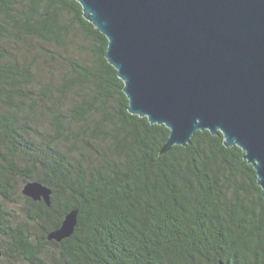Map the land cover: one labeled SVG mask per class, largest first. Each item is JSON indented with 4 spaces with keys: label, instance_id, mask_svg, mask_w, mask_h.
<instances>
[{
    "label": "trees",
    "instance_id": "16d2710c",
    "mask_svg": "<svg viewBox=\"0 0 264 264\" xmlns=\"http://www.w3.org/2000/svg\"><path fill=\"white\" fill-rule=\"evenodd\" d=\"M107 48L74 0H0V263L264 264L244 152L204 131L161 154L169 129L129 113ZM74 209L73 236L49 242Z\"/></svg>",
    "mask_w": 264,
    "mask_h": 264
},
{
    "label": "water",
    "instance_id": "95a60500",
    "mask_svg": "<svg viewBox=\"0 0 264 264\" xmlns=\"http://www.w3.org/2000/svg\"><path fill=\"white\" fill-rule=\"evenodd\" d=\"M74 1L108 40L129 113L169 129L161 154L188 146L197 132L222 134L254 167L264 200V0ZM22 193L52 204L40 182ZM78 217L68 212L47 240L71 238Z\"/></svg>",
    "mask_w": 264,
    "mask_h": 264
},
{
    "label": "rangeland",
    "instance_id": "374dc122",
    "mask_svg": "<svg viewBox=\"0 0 264 264\" xmlns=\"http://www.w3.org/2000/svg\"><path fill=\"white\" fill-rule=\"evenodd\" d=\"M10 206H11V208L9 209V211H11L15 215L16 221L17 222L24 221V219L26 217L25 212L23 211L24 203H22V201L19 200V203L13 202V203L10 204ZM31 231L34 234H38V231L35 228L34 229L31 228ZM0 238H2V237L0 236ZM5 239L8 240V238H6V237H5Z\"/></svg>",
    "mask_w": 264,
    "mask_h": 264
}]
</instances>
